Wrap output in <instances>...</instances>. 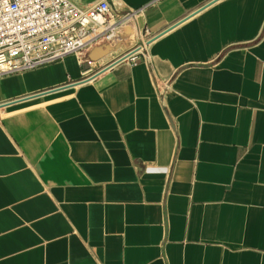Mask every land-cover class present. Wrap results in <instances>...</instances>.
<instances>
[{"label":"crops","instance_id":"0c3cea01","mask_svg":"<svg viewBox=\"0 0 264 264\" xmlns=\"http://www.w3.org/2000/svg\"><path fill=\"white\" fill-rule=\"evenodd\" d=\"M107 1L0 76V264H264V0Z\"/></svg>","mask_w":264,"mask_h":264},{"label":"built area","instance_id":"2783aa9c","mask_svg":"<svg viewBox=\"0 0 264 264\" xmlns=\"http://www.w3.org/2000/svg\"><path fill=\"white\" fill-rule=\"evenodd\" d=\"M115 15L107 0L83 7L69 0H0V76L70 54L90 68L87 53L113 37Z\"/></svg>","mask_w":264,"mask_h":264},{"label":"rangeland","instance_id":"374dc122","mask_svg":"<svg viewBox=\"0 0 264 264\" xmlns=\"http://www.w3.org/2000/svg\"><path fill=\"white\" fill-rule=\"evenodd\" d=\"M124 30H126V29H120V31L116 30V32L122 34L123 32H125ZM113 33H114V32H113ZM112 36H113V34H112ZM112 38H113V37H111V38L108 40V42L110 41V45L115 46V43H116V42H114V40H111ZM104 41H107V40H104ZM102 42H103V41L99 42L98 45L95 46V50H96L95 52L98 51L97 49H100V45H101ZM117 43H118V41H117ZM119 43H120V42H119ZM119 46L122 47V45H119ZM119 46H118V47H119Z\"/></svg>","mask_w":264,"mask_h":264},{"label":"water","instance_id":"95a60500","mask_svg":"<svg viewBox=\"0 0 264 264\" xmlns=\"http://www.w3.org/2000/svg\"><path fill=\"white\" fill-rule=\"evenodd\" d=\"M125 57H126V55H124V57L117 59L116 61H120V60L124 59ZM116 61H114V62H116Z\"/></svg>","mask_w":264,"mask_h":264}]
</instances>
